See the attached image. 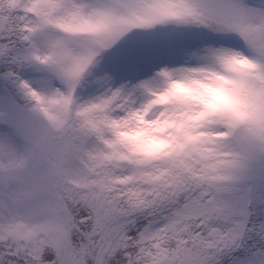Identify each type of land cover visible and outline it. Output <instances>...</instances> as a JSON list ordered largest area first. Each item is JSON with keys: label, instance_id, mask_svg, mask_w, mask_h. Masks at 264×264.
<instances>
[{"label": "snow or ice", "instance_id": "snow-or-ice-1", "mask_svg": "<svg viewBox=\"0 0 264 264\" xmlns=\"http://www.w3.org/2000/svg\"><path fill=\"white\" fill-rule=\"evenodd\" d=\"M0 264H264V0H0Z\"/></svg>", "mask_w": 264, "mask_h": 264}]
</instances>
